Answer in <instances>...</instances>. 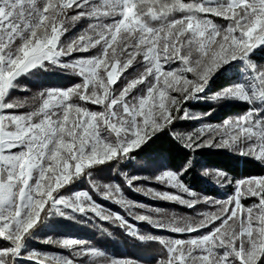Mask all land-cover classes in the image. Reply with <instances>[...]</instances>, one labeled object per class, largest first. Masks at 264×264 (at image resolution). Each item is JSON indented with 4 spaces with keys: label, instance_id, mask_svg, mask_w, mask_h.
Returning a JSON list of instances; mask_svg holds the SVG:
<instances>
[{
    "label": "snow or ice",
    "instance_id": "obj_1",
    "mask_svg": "<svg viewBox=\"0 0 264 264\" xmlns=\"http://www.w3.org/2000/svg\"><path fill=\"white\" fill-rule=\"evenodd\" d=\"M214 17L226 26L214 23ZM81 20L89 21L87 29L69 41L62 39ZM258 47H264V0H0V240L8 242L0 247V264H17L22 258L36 264H76L74 258L27 251L26 241L50 217L75 220L89 212L118 222L141 241H157L163 250L158 264H264V176L236 181L225 200L205 198L217 210L200 213L198 220L135 215L187 238L141 235L88 191L64 194L82 176L91 178L95 166L132 158L177 119H195L184 104L207 99L200 94L234 61L244 64L243 79L212 99L244 102L248 110L178 138L193 151L227 148L264 161V67L250 58ZM91 49H99L98 54L71 63L64 59ZM134 64L143 70L122 88L114 87ZM47 65L71 69L81 82L66 90H45L38 108L19 113L23 103L10 99L16 81ZM140 86L143 94H134ZM74 97L85 103L74 102ZM183 171L187 167L155 177L177 193L149 188L144 194L195 208L200 200L183 183ZM215 176L218 182H232L222 172ZM125 179L131 187L141 178ZM93 188L124 208L144 207L127 199L119 185ZM250 197L257 202L245 206L242 201ZM202 229L208 231L201 234ZM46 242L75 257H90L89 264H133L75 238L49 237Z\"/></svg>",
    "mask_w": 264,
    "mask_h": 264
},
{
    "label": "trees",
    "instance_id": "obj_2",
    "mask_svg": "<svg viewBox=\"0 0 264 264\" xmlns=\"http://www.w3.org/2000/svg\"><path fill=\"white\" fill-rule=\"evenodd\" d=\"M215 17V20H218ZM89 21L81 20L69 26L65 41L71 40L87 29ZM225 22L222 26H226ZM99 49H91L87 53H75L72 57L64 58L66 62H74L81 57L95 56ZM251 60L258 66L264 67V47H258L250 54ZM174 66V65H173ZM244 64L241 61L231 62L229 65L218 71L209 82L206 92L200 95L207 96V99L189 100L184 108L195 116V119H177L173 125L157 133L151 140L138 150L132 153V158L121 161H111L103 165L95 166L91 170V178L82 176L74 184L67 186L65 195L74 191H88L97 204L119 214L133 224L141 235H154L167 239L169 237L187 238L179 236L167 230L157 229L146 221L135 219L136 214L151 215L154 219L167 221L173 216L183 219L198 220L202 217L200 213L213 212L217 206L205 203V198L210 200H225L235 191V182L240 179L264 176V161L255 157L242 155L237 151L227 148L202 147L193 151L184 146L178 137L191 134L200 124H222L225 119H232L243 115L248 110V105L236 100H213L215 93L223 88L241 81L244 77ZM143 70L141 65L134 64L114 87L122 88L124 80L135 78ZM81 82V77L71 69H63L59 66L47 65L45 69H34L29 74L22 75L16 81V88L10 92L12 101L23 103L24 107L17 111L21 114L32 111L39 107L41 99L39 94L49 89L69 88ZM74 102L84 104L78 98ZM90 110H99L97 105H86ZM183 115V111L180 113ZM183 183L194 193L200 202L193 209L180 205L174 201H166L155 198L144 193L149 189L154 191H168L177 193L172 189L158 182L155 177L163 171L181 172ZM222 172L232 182H218L216 172ZM208 174H205V173ZM140 177L130 187L125 176ZM147 179H144V178ZM93 184L101 187L105 184L119 185L124 196L136 203L144 205L143 208H124L110 199L100 195ZM185 199H190L185 193H179ZM256 198H246L242 201L245 206L256 203ZM150 209H159V212H151ZM131 213V214H130ZM44 215L43 213L41 214ZM219 224V221L215 222ZM211 227V226H210ZM208 229H202L201 234ZM193 236L196 233L191 234ZM61 240L64 238H75L85 242L87 247L97 248L112 259L131 260L133 264H158L163 256L162 246L157 241H141L138 237L130 235L118 222L101 220L93 213L88 216L77 214L75 220H68L63 217L54 216L40 224L27 239V251L37 249L42 253H64L69 258H74L76 264H89L90 257H75L74 253L58 246L56 243L46 242L48 238ZM0 240V247L7 246ZM24 264H36L35 261L20 259Z\"/></svg>",
    "mask_w": 264,
    "mask_h": 264
},
{
    "label": "rangeland",
    "instance_id": "obj_3",
    "mask_svg": "<svg viewBox=\"0 0 264 264\" xmlns=\"http://www.w3.org/2000/svg\"><path fill=\"white\" fill-rule=\"evenodd\" d=\"M213 19V21H214V23H216V24H218V25H223L226 21H224L222 18H219L218 20H215V17L214 18H212ZM256 50V49H255ZM176 65H174L173 67H175ZM33 71V70H32ZM121 77H124V76H121ZM129 81V80H128ZM127 80H124L123 81V86H124V84H126L127 82H128ZM60 90H66L65 88H59ZM134 94H137V95H140V94H143V86H140L137 90H134ZM205 125H212V124H200V125H198L197 127H196V129L195 130H193V132L192 133H194V132H196L198 129H200L201 127H203V126H205ZM214 126V125H213ZM182 136H184V135H182ZM187 136V135H186ZM42 214V213H41ZM6 242V241H5ZM6 243H8V242H6ZM31 250H36V251H38L37 249H31ZM31 250H29V251H31ZM40 252V251H39ZM103 252V251H102ZM53 255H59V256H66L67 257V255L66 254H64V253H55V254H53ZM23 259V258H22ZM90 259V258H89ZM27 260V259H26ZM36 262V261H35ZM17 264H24L21 260H19L18 262H17ZM79 264H81V263H79Z\"/></svg>",
    "mask_w": 264,
    "mask_h": 264
}]
</instances>
